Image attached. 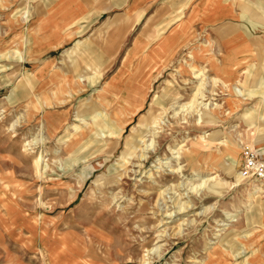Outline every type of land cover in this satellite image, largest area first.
I'll return each mask as SVG.
<instances>
[{
  "label": "rangeland",
  "instance_id": "obj_1",
  "mask_svg": "<svg viewBox=\"0 0 264 264\" xmlns=\"http://www.w3.org/2000/svg\"><path fill=\"white\" fill-rule=\"evenodd\" d=\"M35 1L0 0V264H264V193L236 170L241 144L264 154V45L251 39L250 59L228 67L220 61L230 49H210L201 29L163 74L156 69L136 111L121 99L143 86L103 78L69 97L66 82L57 89L50 74H36L57 55L27 57L40 45L25 36ZM249 24L250 38H264ZM199 82L210 101L201 118L177 106Z\"/></svg>",
  "mask_w": 264,
  "mask_h": 264
},
{
  "label": "crops",
  "instance_id": "obj_2",
  "mask_svg": "<svg viewBox=\"0 0 264 264\" xmlns=\"http://www.w3.org/2000/svg\"><path fill=\"white\" fill-rule=\"evenodd\" d=\"M231 1L36 0L30 6L31 26L25 36H33L40 45L30 47L27 57L37 63L55 53L57 64L50 62L48 70L39 67L36 74H50V84L57 89L66 82L74 89L69 97L88 95L86 89L97 87L103 78L109 87L143 86V90L147 88L143 95L136 91L121 99L131 101L129 108L137 111L147 99L149 85L156 82V69L163 74L167 62L194 42L201 29L207 32L210 49L215 43L235 50L220 61L230 63L228 67L250 59L251 39L252 45H264V38H250L254 25L249 24L264 28V0L250 1V7L244 2L237 9ZM234 17L236 20L231 19ZM257 56L263 80L264 53L260 50Z\"/></svg>",
  "mask_w": 264,
  "mask_h": 264
},
{
  "label": "bare ground",
  "instance_id": "obj_3",
  "mask_svg": "<svg viewBox=\"0 0 264 264\" xmlns=\"http://www.w3.org/2000/svg\"><path fill=\"white\" fill-rule=\"evenodd\" d=\"M194 69V68H193ZM192 69V70H193ZM191 70V71H192ZM196 70V68L194 69V71ZM198 73H200V72H195V74H194V77H197L198 76ZM201 75H203V74H201ZM200 79H202V77L200 78ZM205 81V80H204ZM203 85L204 84H202V82H199V83H197L196 84V90H195V92H193V94L191 95V100L189 101V102H184V103H181L180 105L178 104L177 106H178V111H182V112H184V111H187V113L189 112H193V113H196V115H199L198 117L199 118H201V109H203V108H205L206 109V107L207 106H209L210 105V101H206V99H204V98H202L203 96H199V94H200V90H201V88L203 87ZM202 92V91H201ZM216 105V104H215ZM168 107H170L172 110H174V108L176 107V106H173V105H171V106H168ZM168 109V108H167ZM178 111H174V114H176ZM158 119V118H157ZM164 113H162V116L161 117H159V120L157 121V122H159V121H164ZM85 120V119H84ZM84 120L82 119V120H79V121H81V123L83 122L84 123ZM156 121L151 125V127L152 128H155L156 126V123H157ZM80 123V124H81ZM43 125V124H42ZM91 125H92V123H91ZM114 126H116V125H114ZM158 126V125H157ZM92 127H93V125H92ZM74 128H78V126H75ZM94 128V127H93ZM116 128H117V130H116V132H118L117 134H121V131H122V127H119V125L117 124V126H116ZM151 129V128H150ZM153 130V133L154 134H156L158 131L157 130H155V129H152ZM119 134V135H120ZM80 135V134H79ZM78 135V136H79ZM201 138H204L205 136H200ZM153 142H155V141H153V139H151V141L148 143V145H145V148H143L142 150V153L139 155L140 157V159H144L147 155H146V152L148 151V147L149 146H152L153 145ZM221 143V142H220ZM29 144V143H28ZM31 144H32V142H31ZM183 144V143H182ZM30 145V144H29ZM178 145V144H177ZM230 146V145H229ZM178 147V146H177ZM180 150H181V145L178 147V148H174V149H172L171 150V153H173V154H176V156H173L172 158H178V156H179V152H180ZM121 160H124L125 159V157L124 156H121V158H120ZM35 161H36V166H37V164L39 163V161H38V158L37 159H35ZM161 163H159V162H157V164L156 165H153V166H155V167H158L159 165H160ZM39 169V168H38ZM150 173V172H149ZM206 180H208V179H206ZM206 180H203L201 183H204ZM251 187L252 188H254L255 190H256V192L257 193H259L260 191H262L263 193H264V188H261L260 186H258V185H252L251 184ZM163 191H165V190H163ZM163 191H161L160 190V193L161 192H163ZM179 197V196H178ZM184 203L185 202H180L178 205H177V208H178V210H181V209H183V208H188L189 207V202L188 201H186V205L184 206ZM172 216V214H171V212L170 213H168L167 212V214H166V216ZM233 220H234V218H232V220H229V222H233ZM183 221H184V219H183ZM182 221V222H183ZM180 224V223H179ZM178 224V225H179ZM228 224H230V223H226V222H222L220 225L221 226H226V225H228ZM157 249V248H156ZM155 249V250H156ZM152 251V250H151ZM150 250H149V252L148 253H150L151 252ZM146 262V261H145Z\"/></svg>",
  "mask_w": 264,
  "mask_h": 264
},
{
  "label": "built area",
  "instance_id": "obj_4",
  "mask_svg": "<svg viewBox=\"0 0 264 264\" xmlns=\"http://www.w3.org/2000/svg\"><path fill=\"white\" fill-rule=\"evenodd\" d=\"M237 176L240 181L264 188V154L252 145L241 144Z\"/></svg>",
  "mask_w": 264,
  "mask_h": 264
}]
</instances>
